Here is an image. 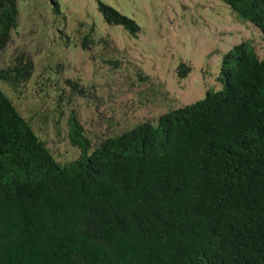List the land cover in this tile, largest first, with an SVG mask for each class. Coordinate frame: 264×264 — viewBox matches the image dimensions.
<instances>
[{
    "label": "trees",
    "instance_id": "16d2710c",
    "mask_svg": "<svg viewBox=\"0 0 264 264\" xmlns=\"http://www.w3.org/2000/svg\"><path fill=\"white\" fill-rule=\"evenodd\" d=\"M17 1L0 0L1 52L18 27ZM220 2L264 39V0ZM34 68L24 52L0 68V264H264V59L250 41L221 59L220 91L115 135L93 142L71 111L70 161L57 160L1 88L18 91ZM189 73L181 64L178 77Z\"/></svg>",
    "mask_w": 264,
    "mask_h": 264
},
{
    "label": "rangeland",
    "instance_id": "374dc122",
    "mask_svg": "<svg viewBox=\"0 0 264 264\" xmlns=\"http://www.w3.org/2000/svg\"><path fill=\"white\" fill-rule=\"evenodd\" d=\"M52 1L59 13L50 0L17 1L18 27L0 51V68L18 52L33 60L35 75L24 87L1 88L58 161L78 156L66 138L71 111L97 142L193 104L210 89L220 91L221 59L235 44L250 41L264 59L262 35L220 0ZM98 3L133 21L139 32L106 24ZM88 34L92 46L83 45ZM101 38L109 44H96ZM181 64L190 69L184 78L178 77ZM65 78L88 84L89 94L74 93Z\"/></svg>",
    "mask_w": 264,
    "mask_h": 264
}]
</instances>
